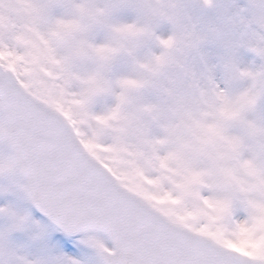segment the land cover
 I'll return each mask as SVG.
<instances>
[{
	"label": "snow or ice",
	"instance_id": "obj_1",
	"mask_svg": "<svg viewBox=\"0 0 264 264\" xmlns=\"http://www.w3.org/2000/svg\"><path fill=\"white\" fill-rule=\"evenodd\" d=\"M0 177V264H264V0H0Z\"/></svg>",
	"mask_w": 264,
	"mask_h": 264
},
{
	"label": "rangeland",
	"instance_id": "obj_2",
	"mask_svg": "<svg viewBox=\"0 0 264 264\" xmlns=\"http://www.w3.org/2000/svg\"><path fill=\"white\" fill-rule=\"evenodd\" d=\"M240 2L243 3V0H240ZM244 58H245L246 61H248V60H251L253 57H252L251 53H244ZM257 63H259V61H257ZM8 183H9L8 178L0 177V187H4ZM12 199H13V197H11V196H8V197L0 196V206L5 205V203L7 201L12 200ZM33 214H35L34 211H33Z\"/></svg>",
	"mask_w": 264,
	"mask_h": 264
}]
</instances>
